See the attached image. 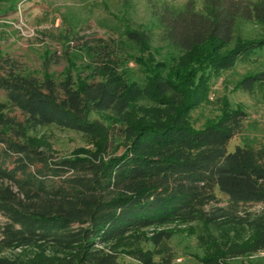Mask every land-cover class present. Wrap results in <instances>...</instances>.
I'll list each match as a JSON object with an SVG mask.
<instances>
[{"label":"trees","instance_id":"trees-1","mask_svg":"<svg viewBox=\"0 0 264 264\" xmlns=\"http://www.w3.org/2000/svg\"><path fill=\"white\" fill-rule=\"evenodd\" d=\"M147 5L159 32L126 24L121 44L145 51L159 40L190 58L140 84H124L108 54L105 70L82 81L0 59V92L18 112L0 114V264H172L178 232L205 249L199 264L264 251V145L228 151L247 114L224 103L216 120L191 124L213 80L264 49V0ZM237 88L264 94V71ZM47 128L98 150L60 157L33 140Z\"/></svg>","mask_w":264,"mask_h":264},{"label":"rangeland","instance_id":"rangeland-1","mask_svg":"<svg viewBox=\"0 0 264 264\" xmlns=\"http://www.w3.org/2000/svg\"><path fill=\"white\" fill-rule=\"evenodd\" d=\"M168 1L181 5L186 0ZM193 1L197 7L200 6V0ZM126 24L159 32L147 0H0V59L10 58L25 74L36 77H41L47 69L56 78L71 72L77 81H82L99 76L96 71L105 70L108 54L117 57V60L113 58L116 61L113 70L128 85L133 82L140 84L155 72L167 74L173 64L190 58L159 40L145 51L123 46ZM112 43L117 47L114 48ZM263 71L264 49L251 64H238L221 74L212 82L209 103L191 113V124L202 128L216 120L221 107L227 103L247 114L244 130L230 141L228 151L232 152L236 146L264 145V94L259 92L249 96L237 88L244 76ZM4 113L18 115V112L9 111L0 92V114ZM32 137L41 148L63 158H88L97 152L99 145L94 139L55 128L42 129ZM218 197L222 202L226 201L224 195L218 194ZM250 210L260 211L261 206ZM4 221L0 215V223ZM170 243L175 254L172 264H199V259L205 256V249L190 233L178 232ZM119 260L132 262L125 256ZM230 261L264 264V251L231 258Z\"/></svg>","mask_w":264,"mask_h":264}]
</instances>
